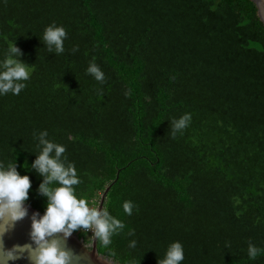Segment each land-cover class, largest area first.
I'll return each instance as SVG.
<instances>
[{
  "label": "trees",
  "instance_id": "1",
  "mask_svg": "<svg viewBox=\"0 0 264 264\" xmlns=\"http://www.w3.org/2000/svg\"><path fill=\"white\" fill-rule=\"evenodd\" d=\"M52 23L67 32L60 55L40 39ZM14 42L33 71L0 96V162L29 176L27 204L44 212L30 165L47 130L78 195L98 205L117 177L103 207L125 227L100 254L158 264L179 241L182 264H264L247 256L249 242L264 249V25L250 0H0V60Z\"/></svg>",
  "mask_w": 264,
  "mask_h": 264
},
{
  "label": "clouds",
  "instance_id": "2",
  "mask_svg": "<svg viewBox=\"0 0 264 264\" xmlns=\"http://www.w3.org/2000/svg\"><path fill=\"white\" fill-rule=\"evenodd\" d=\"M40 39L48 53L60 55L65 51L67 32L62 25L52 23L45 27ZM72 51H78V46H74ZM22 55L21 49L14 42L0 60V96L9 93L19 95L26 87L33 69L30 63L21 59ZM86 74L100 84L105 82L104 72L94 61L90 62ZM191 118V114L186 112L170 119L169 134L172 139L183 133L190 125ZM48 135L47 130L33 133L40 151L34 152L36 158L30 165V171L42 177L37 188L38 194L45 198L42 214H29V176L17 171L16 162H0V264H16L17 261H26L27 264H81L84 257L67 243L74 232H91V235H87L91 238V244L95 241L96 245L100 244L110 251L112 238L125 227L107 207L96 205L78 195L76 186L81 180L77 169L64 155L66 147L50 140ZM122 207L124 213L131 216L136 205L125 201ZM26 218L30 221L28 241L6 246L5 238ZM136 244V240L132 239L128 248L135 249ZM84 247L92 248L87 244ZM262 253L264 249L249 242L247 256L250 260H255ZM184 258L182 243L173 241L167 246L158 264H182Z\"/></svg>",
  "mask_w": 264,
  "mask_h": 264
},
{
  "label": "water",
  "instance_id": "3",
  "mask_svg": "<svg viewBox=\"0 0 264 264\" xmlns=\"http://www.w3.org/2000/svg\"><path fill=\"white\" fill-rule=\"evenodd\" d=\"M256 7V12L259 20L264 25V0H250ZM118 175V173H117ZM116 179L107 185L100 195L99 206H103L104 199L109 192L111 186L115 183ZM29 214L33 212L41 213L39 210L28 204ZM30 227V221L26 218L22 222L18 223L14 232L10 236L5 238V245L10 247L13 243H25L28 241V232ZM68 246L71 247L77 254L82 255L84 259L81 264H121L115 261L113 258L100 254L97 250L95 241L91 244V238L89 242H85L83 237H80L77 233H73L67 241ZM87 244L91 249L84 247ZM104 257V258H103ZM108 261V262H107ZM16 264H27L26 261H17Z\"/></svg>",
  "mask_w": 264,
  "mask_h": 264
},
{
  "label": "built area",
  "instance_id": "4",
  "mask_svg": "<svg viewBox=\"0 0 264 264\" xmlns=\"http://www.w3.org/2000/svg\"><path fill=\"white\" fill-rule=\"evenodd\" d=\"M87 235H91V232H89Z\"/></svg>",
  "mask_w": 264,
  "mask_h": 264
},
{
  "label": "rangeland",
  "instance_id": "5",
  "mask_svg": "<svg viewBox=\"0 0 264 264\" xmlns=\"http://www.w3.org/2000/svg\"><path fill=\"white\" fill-rule=\"evenodd\" d=\"M87 235V234H86ZM89 239H90V237H89Z\"/></svg>",
  "mask_w": 264,
  "mask_h": 264
}]
</instances>
